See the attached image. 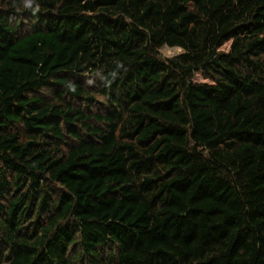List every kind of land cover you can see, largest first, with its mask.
I'll return each mask as SVG.
<instances>
[{"label": "trees", "instance_id": "trees-1", "mask_svg": "<svg viewBox=\"0 0 264 264\" xmlns=\"http://www.w3.org/2000/svg\"><path fill=\"white\" fill-rule=\"evenodd\" d=\"M0 264H264V0H0Z\"/></svg>", "mask_w": 264, "mask_h": 264}, {"label": "rangeland", "instance_id": "rangeland-1", "mask_svg": "<svg viewBox=\"0 0 264 264\" xmlns=\"http://www.w3.org/2000/svg\"><path fill=\"white\" fill-rule=\"evenodd\" d=\"M229 49H230V45L225 46L224 51L227 52V51H229ZM161 51H162V54H163L165 57H168V58H171V57L177 56V55H179V54H181V53L183 52V50L180 49V48H172V49H171V48H168V47H164ZM196 81H197V82H204V80L202 79L201 76H198Z\"/></svg>", "mask_w": 264, "mask_h": 264}]
</instances>
